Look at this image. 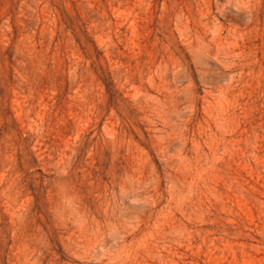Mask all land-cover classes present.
<instances>
[{"label": "rangeland", "instance_id": "obj_1", "mask_svg": "<svg viewBox=\"0 0 264 264\" xmlns=\"http://www.w3.org/2000/svg\"><path fill=\"white\" fill-rule=\"evenodd\" d=\"M0 264H264V0H0Z\"/></svg>", "mask_w": 264, "mask_h": 264}]
</instances>
